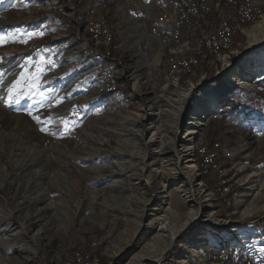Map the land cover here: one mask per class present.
<instances>
[{
    "label": "rangeland",
    "instance_id": "rangeland-1",
    "mask_svg": "<svg viewBox=\"0 0 264 264\" xmlns=\"http://www.w3.org/2000/svg\"><path fill=\"white\" fill-rule=\"evenodd\" d=\"M118 1L4 0L0 4V33L22 29L15 38L6 37L7 42L0 44V72L5 73L0 91L14 80H21V87L28 93L12 107L0 103V264L58 263L79 248L91 250L99 264H128L161 253L167 238L161 237L157 217L167 212L168 218L174 219L167 208L172 195L181 200L184 217L189 210L181 196L182 183L173 176L175 159L170 153V139L176 134V149L184 156L180 167L186 169V155L192 152L186 150V121L193 119H184L187 110L183 106L181 113V107L188 99L184 102L177 96L180 88L193 84L195 94L203 92V98L198 96L196 101L213 103L218 96L213 84L221 75L216 80L211 78L224 66L219 60L212 65L203 63L192 75L182 78L178 87L168 85L166 55L161 54L152 35L161 0ZM119 3H129L136 9V16L125 22L117 12ZM95 4L102 5L96 9L98 19L113 28V44L120 46L114 49L113 60L122 89L135 100L128 108L119 103L113 109L108 97L98 90L101 70L96 69L99 61L94 49L99 46L89 41L85 13ZM59 7L66 17L64 21L59 20ZM260 21L244 26L230 61L237 62V56L248 48L249 30ZM40 32L42 36L35 35ZM41 57L55 61L56 66L52 68ZM35 62L51 70L38 87L28 89L24 81L35 74ZM25 69L28 71L22 77ZM261 78L264 79V63L249 79L247 88L206 114L194 142L195 147L212 149L209 123L221 126L216 136L219 139H214L221 147L217 150L219 170L209 171L201 184L217 216L234 221L240 235L252 228L262 230L264 225V210L255 216L242 215L247 205H264V187L260 195L255 190L256 181L264 180V138L260 139L261 134L248 143L240 131H231L232 139L240 140L242 151L252 147L245 151L250 155L238 149L233 154L224 143L228 137L223 135L232 126L226 128V123L207 119L227 118L223 107L232 115L244 98L250 104L254 102L249 100L253 94L262 97ZM247 102H242L244 109L257 110ZM201 159L198 156V169ZM240 163L246 165L245 170L240 169ZM254 171L258 175L247 178ZM197 172L191 171L193 180ZM197 177L201 179L198 174ZM224 186L230 191L226 192ZM242 194H246L243 200ZM203 199L198 193L194 203ZM203 210L202 207L199 219L179 234L164 264L197 261L196 256L190 258L191 263L182 259L184 249L193 243L207 249L216 240L221 247L226 245L227 240L216 230L208 227L200 231L206 221ZM207 252L203 250L213 260L216 254L209 249Z\"/></svg>",
    "mask_w": 264,
    "mask_h": 264
},
{
    "label": "bare ground",
    "instance_id": "bare-ground-1",
    "mask_svg": "<svg viewBox=\"0 0 264 264\" xmlns=\"http://www.w3.org/2000/svg\"><path fill=\"white\" fill-rule=\"evenodd\" d=\"M102 5H92L85 11L89 19L87 24L91 38H89V41L92 42L91 44L99 46H95L96 49H94V55L99 61L96 64V69L101 70L99 74L101 81L98 90L108 97L113 109H116L119 103L128 108L135 100L120 85L117 74L118 69L115 68L116 62L113 60L114 49L120 46L113 44V28L105 25L103 23L104 20L98 19L96 9ZM227 10L228 14L225 13ZM180 11H187L185 21H181ZM259 19L261 21L258 25L249 30L250 42L248 48L237 56V62L234 65V62L230 60L237 45V38L244 31L246 24L255 23ZM152 35L154 40L160 45L161 54L166 55L165 59L169 65V73H167L168 85L173 84L178 87L182 78L189 76V74L192 75L194 70L203 63L212 65L213 62L219 60L224 67L222 68V73L220 72L219 81L213 84L214 90L218 93L213 103L203 102L201 104L196 101L195 98L198 96L203 98V92L198 90L199 92L195 94L193 84L189 88H180L177 96L178 100L184 102L193 98L191 104L184 105L183 103L181 107V113H183L185 107L187 110L185 113L186 117L193 119L186 121V124L189 125L184 136V139L188 142L186 150H192L191 153L186 155L187 160L184 161L186 169L184 166L180 167L184 156L180 153L181 151L179 152L176 149V134L171 139L169 137L171 140L170 153L175 159V174L173 176L175 180L182 183V189L184 190H182L181 196L188 203L189 210L184 217L181 200L176 195H172V200L170 199L171 202L167 208L171 209L174 219L168 218L167 212L157 217L160 222L161 237L167 238L166 241L163 240L165 241V246L163 249L161 248V253L143 256L128 264H148L151 262L164 264V257L167 255V251L175 246L179 234L199 219L202 207L204 209L203 212L206 213V221L200 231H206L210 227L227 240L224 247H221L217 240L208 245L210 246L208 248L209 251H213L216 254L213 261L217 258V264H264V225L262 230L252 228L240 235L239 231L235 229L236 223L234 221L219 218L214 209L208 204L209 195L208 193L206 194L205 191L207 190L201 183L203 182V176L208 175L209 171L219 170L217 150L220 147V142L213 140L212 149L206 146L195 147L194 144L198 127L205 124L203 120H205L206 114L217 110L215 105L223 103L237 91L247 88L250 85L249 79L254 76L255 72L259 71L260 66L264 63V57L262 56L264 55V0H161V10L158 13V19L152 25ZM155 57L157 58L158 55H155ZM90 72L93 74V69ZM262 93L264 94V89ZM149 108L152 109V115H154L155 110L150 105ZM199 114H201L200 117L193 118ZM259 135H261V132L257 134V136ZM247 148L248 146H246ZM196 151L198 152L197 155L202 157L199 169ZM230 151L228 150L227 152L229 153ZM238 166L243 170L246 168V165L244 166L242 163ZM194 169L196 172L198 169L199 173L197 172V174L201 176V179H199L196 174L194 178L195 182L198 181L196 185L193 180L194 176L190 175ZM187 174L190 176H187ZM256 175H258V172L254 171L247 178L253 179ZM256 182L258 183L255 185L256 195H260L264 187V180ZM224 190L229 192L230 188L225 187ZM198 193L203 195L204 199L202 202H205L208 206L199 200L194 203ZM245 197L246 194H242L241 200ZM224 200L226 199L224 198ZM226 202L229 204L230 201L226 200ZM205 206L207 207L206 209ZM263 210L264 205H247L242 215L255 216L263 212ZM71 252L70 257L53 264H99L98 256L94 255L89 249L79 248ZM182 253H184L183 261L187 262H190L192 256L202 260L207 257L203 253L202 247L196 243L187 246ZM41 264L50 263L44 261Z\"/></svg>",
    "mask_w": 264,
    "mask_h": 264
},
{
    "label": "crops",
    "instance_id": "crops-1",
    "mask_svg": "<svg viewBox=\"0 0 264 264\" xmlns=\"http://www.w3.org/2000/svg\"><path fill=\"white\" fill-rule=\"evenodd\" d=\"M123 0H119L118 2H122ZM136 9L134 7H132L131 5H129V3H126V5H122L121 3H119V8L117 10V12H119L121 14V16L124 18V21L126 22L128 19L136 16L134 14L133 11H135ZM61 7L58 8V12L59 15L58 17L60 18V21H64L66 19V17L63 15V13L61 12ZM75 14L77 13V11L74 12ZM72 16V15H71ZM62 23V22H61ZM58 26V25H57ZM63 28V27H61ZM262 80H264L263 78L259 79V82L261 83ZM254 96L249 98V100H253L256 102H260V100H262L261 96L259 94H253ZM248 100V101H249ZM247 102L246 98H244L242 100V102ZM242 102H238V105H240L241 107H238V110L235 114H237L235 116V114L233 113L232 115L227 113L228 115L227 118H224V116H220L218 119H212V117L208 118L207 121H209V119H211L212 121H222V123H226V128H228V125H231L232 128L230 131H228V134H223L224 137L227 136L228 137V141L225 140V145L230 149H232V152L234 154V152L236 151V149H238V152L240 153H246L249 152V150H251V148H247L245 151L241 150V143L240 140H233V135L230 134L231 131H240L241 135H243L244 140H246L248 143H250L251 141H253V139L258 138L256 137L257 134L259 132H262V130H264V116H258V111H248L246 109L243 108V103ZM253 102V101H252ZM248 103V102H247ZM251 103V102H250ZM231 105V103H229ZM249 104V103H248ZM237 104H235L234 106H236ZM229 106V105H228ZM245 107V106H244ZM240 108V109H239ZM235 110V108H233ZM232 109V111H233ZM231 112V111H230ZM245 113H247L245 115ZM225 128V129H226ZM264 138V135L261 136L260 139ZM214 139H219V137H213L212 140ZM262 148V147H261ZM264 148V147H263ZM235 149V150H234ZM261 151V149H259ZM245 155H250V154H246ZM200 247H202V250L205 251V253H208V249L206 246H202L200 245ZM207 250V251H206ZM208 262V263H207ZM215 262V260L213 261L210 257H207L206 259H198L197 261H193L192 264H213ZM189 264V263H188Z\"/></svg>",
    "mask_w": 264,
    "mask_h": 264
},
{
    "label": "snow or ice",
    "instance_id": "snow-or-ice-1",
    "mask_svg": "<svg viewBox=\"0 0 264 264\" xmlns=\"http://www.w3.org/2000/svg\"><path fill=\"white\" fill-rule=\"evenodd\" d=\"M4 0H0V4H3ZM15 7V5H14ZM22 29L16 28L15 33L13 32H8V33H0V44H4L7 42L6 37H13L15 38L16 33H21ZM28 36L34 35L33 33H27ZM35 35H43V32L40 33H35ZM26 42V41H25ZM39 55V52L37 53ZM2 59V58H0ZM42 60H46L48 65H51L52 68H54L55 61L41 57ZM36 68V72L33 76H29L25 81L24 84L28 89H33L38 87L39 81L47 74V71H50L51 68H45L43 67L39 62H35L33 65ZM21 67H24L21 65ZM27 69H25V72H22L20 75L23 77L27 73ZM4 72H0V88H2L3 83H4ZM28 93L25 92L24 88L21 87V80H14L11 84H9L6 88H3L2 91H0V103H3L6 107H12L15 104L20 103V98L24 95H27ZM40 95L44 98L47 99V96H44L43 92L40 93ZM43 102V101H41ZM31 115V113H29ZM34 119H36L38 122H40L38 116H34ZM46 130V129H41ZM55 134V133H53ZM262 135H264V130L261 132Z\"/></svg>",
    "mask_w": 264,
    "mask_h": 264
},
{
    "label": "trees",
    "instance_id": "trees-1",
    "mask_svg": "<svg viewBox=\"0 0 264 264\" xmlns=\"http://www.w3.org/2000/svg\"><path fill=\"white\" fill-rule=\"evenodd\" d=\"M263 101H264V97L262 98V101L260 100V102H256V101L251 102L250 104H248V106L252 105L254 107V109H257L256 111H258V113L260 115L264 116V102ZM223 110H225L224 113H226V112L228 113V111H229V109L226 111V107H223ZM220 122H222V121H220ZM209 125H211L210 126V131L212 134L211 136H213V137L218 136L219 132H221V126L211 124V123H209Z\"/></svg>",
    "mask_w": 264,
    "mask_h": 264
},
{
    "label": "built area",
    "instance_id": "built-area-1",
    "mask_svg": "<svg viewBox=\"0 0 264 264\" xmlns=\"http://www.w3.org/2000/svg\"><path fill=\"white\" fill-rule=\"evenodd\" d=\"M181 12V21H185L186 20V13H187V11H180ZM242 15H245L244 13H241ZM246 16V15H245ZM221 28H223V27H221ZM224 29V28H223ZM101 36H103V35H101ZM262 83H263V89H264V80H262ZM264 97V94H263V96H262V98ZM261 98V99H262ZM262 101V100H261ZM264 102V101H263ZM200 155H201V153H200Z\"/></svg>",
    "mask_w": 264,
    "mask_h": 264
},
{
    "label": "water",
    "instance_id": "water-1",
    "mask_svg": "<svg viewBox=\"0 0 264 264\" xmlns=\"http://www.w3.org/2000/svg\"><path fill=\"white\" fill-rule=\"evenodd\" d=\"M235 63H236V62H234V65H236ZM221 73H222V72H221ZM221 73H219V72L216 73V75L213 76L211 79L216 80V79L221 75ZM211 79H210V80H211ZM210 80H206L205 82H208V81H210ZM190 103H191V99H188L187 102H186V105H189ZM185 116H186V115H184V119L186 118ZM182 121H183V120H182ZM183 125H184V124H183ZM187 228H188V227H187Z\"/></svg>",
    "mask_w": 264,
    "mask_h": 264
}]
</instances>
